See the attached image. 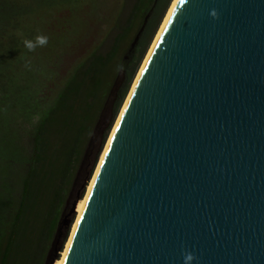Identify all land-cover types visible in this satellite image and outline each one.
I'll return each mask as SVG.
<instances>
[{
    "label": "water",
    "instance_id": "water-1",
    "mask_svg": "<svg viewBox=\"0 0 264 264\" xmlns=\"http://www.w3.org/2000/svg\"><path fill=\"white\" fill-rule=\"evenodd\" d=\"M184 251L264 264V0H177L62 264H183Z\"/></svg>",
    "mask_w": 264,
    "mask_h": 264
},
{
    "label": "trees",
    "instance_id": "trees-1",
    "mask_svg": "<svg viewBox=\"0 0 264 264\" xmlns=\"http://www.w3.org/2000/svg\"><path fill=\"white\" fill-rule=\"evenodd\" d=\"M78 2L0 0V264L50 262L68 188L103 110L122 108L173 0H126L109 50L78 63L54 92L56 63L38 54L50 41L32 52L21 41L42 34L33 15Z\"/></svg>",
    "mask_w": 264,
    "mask_h": 264
},
{
    "label": "rangeland",
    "instance_id": "rangeland-1",
    "mask_svg": "<svg viewBox=\"0 0 264 264\" xmlns=\"http://www.w3.org/2000/svg\"><path fill=\"white\" fill-rule=\"evenodd\" d=\"M82 1L84 2H78L79 4H76L77 6H68L69 4L63 3L52 8L42 9L43 11H39L32 17V27L34 28V22L43 25L44 28H41L40 31L43 35L48 37V40L51 43L48 49L43 51L41 50L42 52H39L38 54L42 57H44L43 55L49 56L48 58L50 59L51 64L56 63L55 65L50 66V69L56 71L52 81L49 82L54 92H57L59 88L62 87L63 83L78 63L83 62L96 51L106 53L109 50L113 38L118 32L116 30V24L126 18L131 7V5L127 7L126 0ZM164 20L162 24L164 23ZM160 28L158 29V32L160 31ZM155 38L152 44L154 43ZM60 41L63 43L66 42V44H59ZM46 56L44 58H47ZM48 58L45 62H48ZM44 66L46 67L47 64H44ZM138 73L136 77L138 76ZM133 84L130 92L133 88ZM130 92L128 96L130 95ZM128 96L126 97V100ZM122 108L116 115L114 107H112V102H109L105 106L102 114V120L94 136V140L88 147V151L85 152L84 160L81 161L78 167L77 172L79 174L76 177V172L72 185L68 188V194L71 193V196L69 207L67 208V214L69 213V209L72 207V204L78 198H81L78 201V204L85 198L88 187L98 167L101 156L106 148V144L112 134L118 117L121 114ZM89 177L91 178L88 181ZM85 185L86 187L84 188ZM77 216L78 212L76 210L75 215L71 217L72 222L70 224V229L67 233L63 232L64 234L60 238L61 244L59 245L62 247V250L55 253V257L59 258L54 264L62 258V254L65 251L67 243L70 239Z\"/></svg>",
    "mask_w": 264,
    "mask_h": 264
},
{
    "label": "bare ground",
    "instance_id": "bare-ground-1",
    "mask_svg": "<svg viewBox=\"0 0 264 264\" xmlns=\"http://www.w3.org/2000/svg\"><path fill=\"white\" fill-rule=\"evenodd\" d=\"M176 2H177V0H174L173 4H172V6H171V8H170V10H169V12H168V14H167L165 20H164V23L162 24V26H161V28H160V31L158 32V34H157V36H156V38H155V41H154V43L152 44V46H151V48H150V50H149V52H148V55L146 56V58H145V60H144V63L142 64V67H141V69H140V71H139V73H138V76L136 77V79H135V81H134L133 88H132V90H131V92H130V95L128 96V98H127V100H126V102H125V104H124V106H123V108H122L121 114H120V116L118 117V120H117V122H116V124H115V127H114V129H113V131H112V134L110 135V138H109V140H108V142H107V144H106V148H105V150H104V152H103V154H102V156H101V159H100V162H99V164H98V167H97V169H96V171H95V173H94V176H93V178H92V180H91V183H90V185H89V187H88L87 194H86L85 198H84L82 201H80V203H79L78 206H77V209H76L77 212H78L77 220H76V222H75V225L73 226V230H72V233H71L70 239H69V241H68V243H67V246H66L65 251H64L63 254H62V258H61L56 264H62L63 261H64V258H65V256H66L67 250H68V248H69V245H70L71 240H72V238H73V236H74V233H75L76 227H77V225H78V222H79V219H80L81 213H82L83 208H84V206H85V204H86V201H87V199H88V197H89V194H90V192H91V189H92V187H93V184H94V182H95V180H96V178H97V175H98V173H99V170H100V167H101V165H102L103 159H104L105 154H106V151H107V149H108V146H109V144H110V142H111V140H112V138H113V136H114V133H115V131H116V128H117V126H118V123H119V121H120V119H121V117H122V115H123V113H124V111H125V109H126V107H127L128 101L130 100V97H131V95H132V93H133V90H134V88H135V86H136V84H137V82H138V80H139V78H140V76H141V73H142V71H143V69H144V67H145V65H146V63H147V61H148V59H149V57H150V55H151V53H152V51H153V49H154V47H155V45H156L158 39H159V36H160L161 32H162L163 29H164V26H165V24H166V22H167V20H168V18H169V16H170V14H171V12H172V10H173V8H174Z\"/></svg>",
    "mask_w": 264,
    "mask_h": 264
},
{
    "label": "clouds",
    "instance_id": "clouds-1",
    "mask_svg": "<svg viewBox=\"0 0 264 264\" xmlns=\"http://www.w3.org/2000/svg\"><path fill=\"white\" fill-rule=\"evenodd\" d=\"M210 15L213 18H218V14L214 9L210 12ZM16 34L18 36H22V33L17 32ZM21 42L29 52H32L35 51L38 47H45L48 44V37L43 34H38L33 39L24 38ZM116 71H123V65H117ZM182 257L183 264H193V261L196 260V256L190 251H184L182 253Z\"/></svg>",
    "mask_w": 264,
    "mask_h": 264
}]
</instances>
